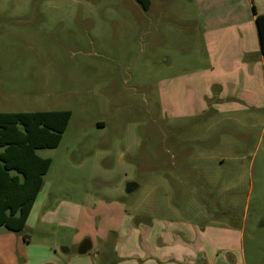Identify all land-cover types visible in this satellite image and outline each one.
I'll return each instance as SVG.
<instances>
[{
	"label": "rangeland",
	"instance_id": "obj_1",
	"mask_svg": "<svg viewBox=\"0 0 264 264\" xmlns=\"http://www.w3.org/2000/svg\"><path fill=\"white\" fill-rule=\"evenodd\" d=\"M150 1L0 0V113H71L59 147L37 152L51 167L31 230L13 234L28 236L12 245L19 264L97 253L114 264L117 239L101 238L126 216L125 230L193 221L220 233L218 247L243 228L246 264H264V103L203 111L166 95L167 80L205 66L206 49L190 0ZM85 239L93 249L80 255Z\"/></svg>",
	"mask_w": 264,
	"mask_h": 264
},
{
	"label": "crops",
	"instance_id": "obj_2",
	"mask_svg": "<svg viewBox=\"0 0 264 264\" xmlns=\"http://www.w3.org/2000/svg\"><path fill=\"white\" fill-rule=\"evenodd\" d=\"M190 2L198 9L207 60L205 66L193 70L192 75L167 80L169 87H166L165 94L179 97L180 101L183 97L184 108L195 105L193 110L203 111L211 110L219 103L215 107L218 112L239 110L248 105L256 108L260 101L264 103V54L253 9L255 7L258 15H264V0ZM174 80L176 86L173 88ZM34 209L35 204L29 218ZM127 217L117 226L108 223L105 235L101 238V243L117 239L118 253L114 264H222L223 261L237 264L240 255L244 264L247 263L243 249V228L240 237H237L239 231L230 230L234 232L235 240L226 239V244L218 247L215 239L222 240L220 233H217L218 237L210 236L206 226L198 227L201 225L190 220L154 216L148 220L136 219L137 224L133 226L129 223L125 230ZM28 220L24 234L32 228ZM111 233L113 236L106 238ZM13 234L9 231L0 233V264H19L13 255V248L22 249L26 243L20 235ZM132 247L134 251L129 252ZM104 258L105 253H97V256L66 264H102Z\"/></svg>",
	"mask_w": 264,
	"mask_h": 264
},
{
	"label": "trees",
	"instance_id": "obj_3",
	"mask_svg": "<svg viewBox=\"0 0 264 264\" xmlns=\"http://www.w3.org/2000/svg\"><path fill=\"white\" fill-rule=\"evenodd\" d=\"M136 1L145 11L151 7L150 0ZM253 9L264 54V15ZM70 119L67 111L0 113V229L24 232L51 167L37 152L59 147Z\"/></svg>",
	"mask_w": 264,
	"mask_h": 264
},
{
	"label": "water",
	"instance_id": "obj_4",
	"mask_svg": "<svg viewBox=\"0 0 264 264\" xmlns=\"http://www.w3.org/2000/svg\"><path fill=\"white\" fill-rule=\"evenodd\" d=\"M139 188L136 183H129L126 187V193L132 194L135 190ZM93 248L92 241L90 239H85L79 246L78 253L80 255L88 254Z\"/></svg>",
	"mask_w": 264,
	"mask_h": 264
}]
</instances>
